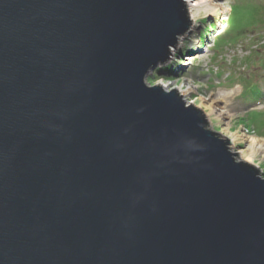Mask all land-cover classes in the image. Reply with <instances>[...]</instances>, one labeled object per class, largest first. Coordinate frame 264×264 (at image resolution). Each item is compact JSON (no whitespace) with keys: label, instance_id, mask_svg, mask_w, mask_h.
Wrapping results in <instances>:
<instances>
[{"label":"water","instance_id":"water-1","mask_svg":"<svg viewBox=\"0 0 264 264\" xmlns=\"http://www.w3.org/2000/svg\"><path fill=\"white\" fill-rule=\"evenodd\" d=\"M181 0H0V264H264V179L148 86Z\"/></svg>","mask_w":264,"mask_h":264},{"label":"rangeland","instance_id":"rangeland-1","mask_svg":"<svg viewBox=\"0 0 264 264\" xmlns=\"http://www.w3.org/2000/svg\"><path fill=\"white\" fill-rule=\"evenodd\" d=\"M215 5L189 21V34L164 65L149 72L145 83L167 86L166 91H175L199 110L207 129L264 179V0H216ZM174 88L192 93L182 98ZM210 100L219 102L225 117L210 112ZM246 140L256 141L250 160Z\"/></svg>","mask_w":264,"mask_h":264},{"label":"bare ground","instance_id":"bare-ground-1","mask_svg":"<svg viewBox=\"0 0 264 264\" xmlns=\"http://www.w3.org/2000/svg\"><path fill=\"white\" fill-rule=\"evenodd\" d=\"M215 2H216V0H192L190 2H189V0H184L189 21L191 23L196 21L197 20V14H199V11H203L206 15L208 11L213 10L212 8L216 7ZM190 30H191V26H190L189 31ZM186 34H189V32ZM185 36L186 35L178 38L177 44L175 47H177V45L182 43V41L185 39ZM175 47L170 50V56L173 55V53L175 52V50H176ZM159 86L163 91L168 89L167 86H164V85H159ZM174 90H176V91L178 90L179 91L178 94L182 98L189 96L192 93V90L190 88H186L184 90L174 88ZM206 107L210 110L211 113H216L217 116H219V117H222V116L225 117V115H226V112L224 111L223 108H221L219 106V102H217L216 100H210L209 102H207ZM246 141H249V140H246ZM255 144H256V141H254V140L249 141V146H248L249 152H248V156H247L249 160L252 159V155L256 153V150L254 147ZM253 147H254V149H253Z\"/></svg>","mask_w":264,"mask_h":264}]
</instances>
